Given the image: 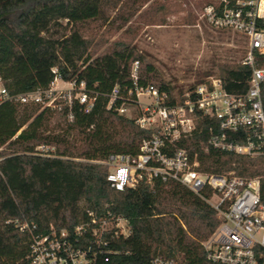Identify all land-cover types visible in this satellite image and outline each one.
Returning <instances> with one entry per match:
<instances>
[{"label": "trees", "instance_id": "obj_1", "mask_svg": "<svg viewBox=\"0 0 264 264\" xmlns=\"http://www.w3.org/2000/svg\"><path fill=\"white\" fill-rule=\"evenodd\" d=\"M103 17L104 0H0V76L8 92L46 89L57 76L83 82L93 98L87 112L74 98L70 105L61 99L59 109L0 104V264L26 261L29 234L17 222L43 232L50 225L78 224L89 210L122 214L131 227L127 237L111 245L118 252L102 264H148L157 254L181 264H221L208 260L202 246L219 223L203 198L174 181H141L120 191L106 180L108 167L100 161L111 153L137 154L142 139L155 132L135 122L141 112L126 116L118 112L120 105L135 104V88L148 84L172 99L182 92L175 94L132 45L119 42L94 55L79 24ZM135 62L136 81L131 75ZM255 64L263 66L264 56L255 54ZM250 74V67L238 61L218 64L216 76L228 92L243 94ZM115 86L119 94L108 107ZM261 99L264 107V80ZM222 133L226 141L238 143L251 136L248 129L223 131L217 118L200 116L172 150L185 149L199 171L258 178L264 203V155L213 147L210 137ZM40 145L53 150L40 152Z\"/></svg>", "mask_w": 264, "mask_h": 264}, {"label": "built area", "instance_id": "obj_2", "mask_svg": "<svg viewBox=\"0 0 264 264\" xmlns=\"http://www.w3.org/2000/svg\"><path fill=\"white\" fill-rule=\"evenodd\" d=\"M201 17L211 28L231 30L246 39L242 63L250 67L251 74L245 93L228 92L218 76H210L173 99L151 84L136 87L134 105L139 107L141 116L135 122L155 132L142 139L137 154L111 153L100 162L107 165L106 180L116 190L159 179L177 182L203 198L219 220L202 242L208 260L221 264H264V203L260 200L259 179L243 178L233 172L199 171L196 159L191 160L185 149L172 150L175 140L192 132L200 116H207L217 118L223 131L248 129L251 134L245 143L226 141L224 133L212 135L209 143L213 147L249 156L264 155V65L255 64V54L264 56V0H211L203 6ZM136 69L137 62L132 67L134 81ZM56 80L61 79L56 76L46 89L10 94L0 76V104L13 101L59 109L61 99L70 105L74 98L85 106L86 112L91 108L93 98L88 96L83 82L77 85L63 81L68 87L58 88ZM118 94L115 86L108 107ZM117 110L124 113L127 107L122 104ZM207 190L209 196L205 195ZM17 226L29 234L23 264H102L118 252L111 247L113 242L131 233L127 217L109 210L100 215L89 210L87 219L78 224L61 228L50 225L43 232L28 222H17ZM148 264L181 263L174 257L157 254Z\"/></svg>", "mask_w": 264, "mask_h": 264}, {"label": "rangeland", "instance_id": "obj_3", "mask_svg": "<svg viewBox=\"0 0 264 264\" xmlns=\"http://www.w3.org/2000/svg\"><path fill=\"white\" fill-rule=\"evenodd\" d=\"M209 1L104 0L105 17L82 22L79 30L94 55L119 42L134 46L178 94L216 76L218 64L242 61L245 56L247 42L243 35L211 28L201 17ZM61 22L66 24V20ZM55 85L68 87L62 80H56ZM140 99L146 101L144 96ZM126 107L122 113L126 116L140 112L134 104ZM36 149L53 150L42 145Z\"/></svg>", "mask_w": 264, "mask_h": 264}]
</instances>
